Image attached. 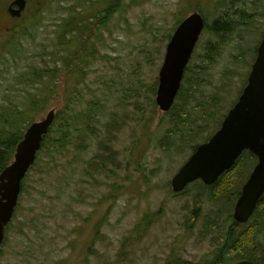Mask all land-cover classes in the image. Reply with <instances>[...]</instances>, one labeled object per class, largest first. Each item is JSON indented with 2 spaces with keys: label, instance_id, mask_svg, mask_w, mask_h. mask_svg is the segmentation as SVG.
Instances as JSON below:
<instances>
[{
  "label": "rangeland",
  "instance_id": "374dc122",
  "mask_svg": "<svg viewBox=\"0 0 264 264\" xmlns=\"http://www.w3.org/2000/svg\"><path fill=\"white\" fill-rule=\"evenodd\" d=\"M11 1L0 0V110L25 92L19 78L51 68L58 92L50 109L64 124L75 129L81 113L94 114L78 150L54 158L46 151L28 174L0 264H235L223 255L233 206L197 184L174 194L170 181L246 82L264 0H29L19 20L6 14ZM107 4L114 12L98 30ZM193 12L210 26L189 74L201 72L191 98L198 107L187 106L178 122L177 111H159L155 90L169 37ZM218 20L229 26L216 35ZM9 27L13 34L4 33ZM251 162L223 182L244 178ZM244 227L256 242L252 261L264 264V202Z\"/></svg>",
  "mask_w": 264,
  "mask_h": 264
},
{
  "label": "water",
  "instance_id": "95a60500",
  "mask_svg": "<svg viewBox=\"0 0 264 264\" xmlns=\"http://www.w3.org/2000/svg\"><path fill=\"white\" fill-rule=\"evenodd\" d=\"M25 6V0H15L8 12L11 17L19 18ZM203 28L202 17L194 13L179 24L166 46L155 98L156 105L163 113H167L174 103L184 70ZM54 118L55 111L51 110L41 121L27 129L16 147L13 162L0 174V248L5 229L17 207L21 181L33 165ZM244 150L253 154L258 162L235 204L233 219L238 224L248 221L264 194V37L257 49L248 84L238 101L228 112L220 129L207 143L196 148L172 178V192L181 193L196 181H201L205 186L214 185L224 172L232 168ZM237 264L252 263L243 261Z\"/></svg>",
  "mask_w": 264,
  "mask_h": 264
},
{
  "label": "trees",
  "instance_id": "16d2710c",
  "mask_svg": "<svg viewBox=\"0 0 264 264\" xmlns=\"http://www.w3.org/2000/svg\"><path fill=\"white\" fill-rule=\"evenodd\" d=\"M112 5L110 4L106 5V9L104 11L105 15L102 18L103 21L98 23L99 25L96 24V26L100 27L98 30H100L101 27L104 26V22L107 20L108 16H110V14L114 12L115 8H112ZM73 25H75V22H73ZM228 26H229L228 22L224 20H218L213 24V27L210 28V30L212 32H215L214 34L219 35V34H223V31H228ZM5 32H11L12 34L14 33L11 27L6 28L4 33ZM76 33H77V29L75 26L74 29L68 34L69 35L68 41L70 43H72L70 37L75 36ZM18 34L20 37L23 34V31L18 32ZM19 37H17V39ZM14 45L9 49L10 54H13L11 52L14 49ZM57 61L61 62L60 60ZM205 61L209 62L210 64L211 58L207 56L205 57ZM62 62H66V58H62ZM66 65H68L67 62ZM206 69L207 68H205V70ZM54 72L55 71L51 68L50 69L48 68L43 73H40L35 70H31L27 74H25L23 78H19L18 79L19 85L26 87L25 92L18 98L16 102H10L5 108H2L0 110V174L2 170L12 161L15 147L18 144V142L21 140L22 134L26 129V127L30 123L39 119L42 114L51 110L50 102L51 100L57 97V92H58L57 90L58 84H56L57 79L54 75ZM191 73L193 78L192 79L189 78V74H190L189 72L185 78V82H184L185 85L180 90L178 98L176 99V103L174 104L173 108L168 114L173 116L175 111H177L176 116L178 117L177 118L178 122L184 119L183 115L185 113H188L187 106H189L191 109L198 107L197 104H193L191 102V98L193 97L197 99L196 95L200 92V87L195 80L200 79L201 72L200 70H197V71H191ZM204 81H207V79H204ZM195 90L196 92L194 93ZM205 105H209V102L205 103ZM66 110L70 111L69 108H67ZM93 114L94 112L92 111L87 114L81 113L80 114L81 117L78 116L76 119V122L74 124L75 125V129H74L64 124L63 114L61 115V112L59 111L56 112L53 126L49 134L46 136L42 150L39 154V158L35 162L34 166L31 168V170L34 171L36 169H40V167L42 166L40 159L45 154L46 151H48L51 157L54 158L56 156H65L66 153H68L69 148H75L76 150H78V148L82 145L85 139L89 123L93 121V119L91 118ZM224 114H221L219 116L215 115L216 117L214 116L215 122L212 125L211 132L213 131L215 132L219 128L220 123L224 117ZM80 124L83 127L82 131L77 130V127ZM178 128H179L178 131L182 132L183 135L185 134L189 135V130L188 132L186 131L183 132L182 128H184V126H179ZM191 149L192 151H194L195 147H192ZM246 154L247 153L243 154L242 157L237 161L235 166L229 172L225 173L213 186L206 187L202 185L200 182H196L193 185L197 184L200 188L210 191L212 195L211 197L213 199H222L226 203H228V205L233 206L236 198L240 193L241 186L245 182L254 163L252 165L250 163L247 167V170L245 168H242V172L246 173V176L244 178L241 175L239 176V178L237 175H233L231 179H227L225 182H223V180L229 177L232 172L234 173L235 171H238L241 165V161L243 163V161L246 159L245 156H248ZM220 193H222V195H219ZM263 202H264V197L260 202L261 204L259 203V205L260 206L263 205ZM258 211L256 210V212ZM223 236L226 239L225 248L223 250L224 256L232 255L235 256L236 259L238 260H249V261L253 260L254 258L253 253L249 252V250H251L250 245L252 244L253 241L255 242V240H254V236L250 233L248 229L243 227V225L237 224L233 220H231V226L228 230H226ZM220 263L221 261L218 260L216 261L215 264H220Z\"/></svg>",
  "mask_w": 264,
  "mask_h": 264
}]
</instances>
